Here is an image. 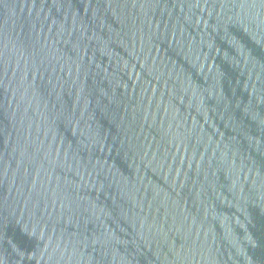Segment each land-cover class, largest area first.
Listing matches in <instances>:
<instances>
[{
	"label": "water",
	"instance_id": "1",
	"mask_svg": "<svg viewBox=\"0 0 264 264\" xmlns=\"http://www.w3.org/2000/svg\"><path fill=\"white\" fill-rule=\"evenodd\" d=\"M0 264H264V0H0Z\"/></svg>",
	"mask_w": 264,
	"mask_h": 264
}]
</instances>
